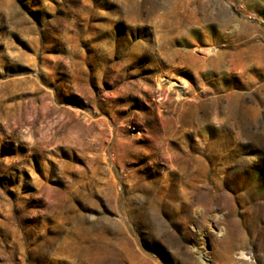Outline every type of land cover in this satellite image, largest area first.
Segmentation results:
<instances>
[{
    "label": "rangeland",
    "instance_id": "1",
    "mask_svg": "<svg viewBox=\"0 0 264 264\" xmlns=\"http://www.w3.org/2000/svg\"><path fill=\"white\" fill-rule=\"evenodd\" d=\"M0 264H264V0H0Z\"/></svg>",
    "mask_w": 264,
    "mask_h": 264
}]
</instances>
